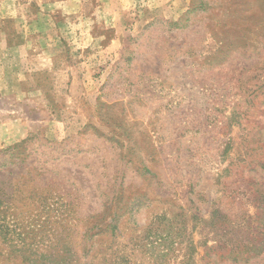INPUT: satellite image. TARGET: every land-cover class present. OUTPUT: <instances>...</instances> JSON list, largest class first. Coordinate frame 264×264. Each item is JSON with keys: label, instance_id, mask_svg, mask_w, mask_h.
<instances>
[{"label": "rangeland", "instance_id": "1", "mask_svg": "<svg viewBox=\"0 0 264 264\" xmlns=\"http://www.w3.org/2000/svg\"><path fill=\"white\" fill-rule=\"evenodd\" d=\"M0 264H264V0H0Z\"/></svg>", "mask_w": 264, "mask_h": 264}]
</instances>
